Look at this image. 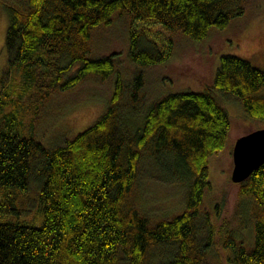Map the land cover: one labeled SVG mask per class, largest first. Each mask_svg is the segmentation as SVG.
<instances>
[{"label":"trees","instance_id":"trees-1","mask_svg":"<svg viewBox=\"0 0 264 264\" xmlns=\"http://www.w3.org/2000/svg\"><path fill=\"white\" fill-rule=\"evenodd\" d=\"M1 3L9 27L0 91V186L29 194L35 184L43 217L40 226L0 221V264H223L222 250L229 264H264V163L236 183L250 210V222L240 214L239 226L251 230L252 242L226 222L218 227L206 200L213 187L209 161L225 149L234 124L219 97L238 101L247 118L264 121V70L226 53L211 86L151 102L147 73L173 49L144 44L140 32L131 31L127 56L134 69L128 78L117 54L91 57L96 29L118 18L160 23L172 38L200 42L242 16L250 0ZM90 78H114V88L89 127L56 145L27 128L36 100L69 94ZM149 166L169 183L189 186L185 209L157 217L141 211L135 195L144 179L156 177L145 172Z\"/></svg>","mask_w":264,"mask_h":264},{"label":"rangeland","instance_id":"rangeland-1","mask_svg":"<svg viewBox=\"0 0 264 264\" xmlns=\"http://www.w3.org/2000/svg\"><path fill=\"white\" fill-rule=\"evenodd\" d=\"M8 1V0H7ZM19 4L25 0H9ZM9 13L5 4H0V91L3 73L8 68L6 55V32ZM131 31L140 32L142 42L156 46L162 51L173 49L171 56L160 65L151 67L146 76V88L152 101L162 94L189 90L202 91L213 84L214 74L224 54L238 55L248 59L252 65L264 70V0H250L245 13L227 26L213 29L209 36L198 42L180 37L172 38L160 24L140 19H116L112 24L97 28L92 37L91 57L117 54L126 78L131 76L134 65L128 60ZM114 78L108 82L88 79L66 95L51 99L36 100L32 112L27 116V128L37 134L45 144L56 145L68 135L76 134L93 123L108 107L112 96ZM220 102L234 117V124L225 149L213 156L209 163V179L213 187L206 194L207 205L214 208V223H225L242 232L252 240L250 229L239 226L241 221L250 222V210L243 206L237 194L238 186L232 181L233 147L238 137L252 130L264 128V121L247 118L241 104L233 100ZM34 118L32 122L30 119ZM37 132V133H36ZM42 134V136L39 135ZM156 176L144 179L135 198L141 211L153 216H167L185 209L188 185L169 183L166 174L159 169H145ZM26 190L0 186V221H23L40 226L43 213L36 206V185ZM38 192V196H39ZM28 196V201H27ZM29 202V203H28ZM32 207V208H31ZM216 209V210H215ZM144 210V211H143ZM223 264H229L222 250ZM128 263V262H127ZM124 261L122 264H127Z\"/></svg>","mask_w":264,"mask_h":264},{"label":"water","instance_id":"water-1","mask_svg":"<svg viewBox=\"0 0 264 264\" xmlns=\"http://www.w3.org/2000/svg\"><path fill=\"white\" fill-rule=\"evenodd\" d=\"M232 181L241 183L264 163V128L252 130L235 140Z\"/></svg>","mask_w":264,"mask_h":264}]
</instances>
